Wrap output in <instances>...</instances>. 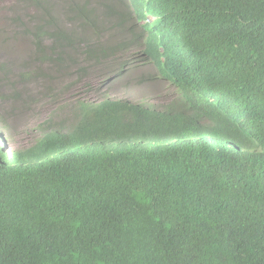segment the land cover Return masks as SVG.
<instances>
[{"label": "trees", "instance_id": "trees-1", "mask_svg": "<svg viewBox=\"0 0 264 264\" xmlns=\"http://www.w3.org/2000/svg\"><path fill=\"white\" fill-rule=\"evenodd\" d=\"M139 65L179 100L67 103L23 150L0 131V264H264V0H0L13 110Z\"/></svg>", "mask_w": 264, "mask_h": 264}, {"label": "rangeland", "instance_id": "rangeland-1", "mask_svg": "<svg viewBox=\"0 0 264 264\" xmlns=\"http://www.w3.org/2000/svg\"><path fill=\"white\" fill-rule=\"evenodd\" d=\"M8 1L10 0H6V2ZM128 1L130 4L139 2V0ZM152 20V18H149L148 21L151 22ZM8 54H11V52H8ZM153 72L151 66L139 65L138 69L127 71L125 78H123V83H119V80H116L106 85L105 88L108 90H103L104 86H100L99 84L90 86V83L82 82L74 91L67 93V96H62L59 99V104L51 105L44 101L40 106L32 107L30 111L25 110V108L22 109L19 105H16L13 110V105L9 106L7 102H0V104L4 103L2 107L10 109L12 114V118H10L4 113H0V131L5 136L3 140L6 148L9 151L15 149L23 150L34 145L41 134L39 129L41 126L48 123L47 128L57 129L61 121L68 116L66 111H60L59 108L61 106L63 107L67 103L73 104L77 100L95 103L99 101L104 92H106L109 98L127 100L149 107L155 105L156 108H164L174 103L177 100V93L172 91L163 82L152 80L137 84V77L142 74L150 76ZM97 75L100 74L97 73ZM128 82H130V85L127 84ZM47 120H51L52 122H46ZM70 123L67 122V124Z\"/></svg>", "mask_w": 264, "mask_h": 264}, {"label": "clouds", "instance_id": "clouds-1", "mask_svg": "<svg viewBox=\"0 0 264 264\" xmlns=\"http://www.w3.org/2000/svg\"><path fill=\"white\" fill-rule=\"evenodd\" d=\"M128 1V0H127ZM150 18H152V17H150ZM153 19V18H152ZM153 74H151V76H150V79L151 80H157V81H159V82H163L166 86H168L172 91H174L175 93H177L176 92V90L174 89V87L170 84V83H168L167 81H165V80H163L161 77H159L158 76V74L156 73V71L153 69ZM116 80H119V83H123V77H122V79H116ZM115 80V81H116ZM150 80V81H151ZM103 90H107V89H103ZM103 94H106V92H104ZM103 94H102V96H103ZM101 96V97H102ZM106 96H107V94H106ZM108 97V96H107ZM179 98V95L177 94V100H179L178 99ZM110 99H112V98H110ZM112 100H121V99H112ZM124 101H126V100H124ZM130 102V101H129ZM142 105H144V104H142ZM144 106H146V105H144ZM146 107H149V106H146ZM149 108H152V107H149Z\"/></svg>", "mask_w": 264, "mask_h": 264}]
</instances>
